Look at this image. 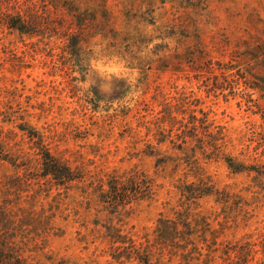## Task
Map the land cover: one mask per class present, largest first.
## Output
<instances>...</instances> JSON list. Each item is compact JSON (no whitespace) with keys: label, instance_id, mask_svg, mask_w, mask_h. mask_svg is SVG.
Returning a JSON list of instances; mask_svg holds the SVG:
<instances>
[{"label":"rangeland","instance_id":"374dc122","mask_svg":"<svg viewBox=\"0 0 264 264\" xmlns=\"http://www.w3.org/2000/svg\"><path fill=\"white\" fill-rule=\"evenodd\" d=\"M41 145L156 194L111 212L41 178ZM1 209L25 264H138L119 236L152 264H264V0H0Z\"/></svg>","mask_w":264,"mask_h":264},{"label":"trees","instance_id":"16d2710c","mask_svg":"<svg viewBox=\"0 0 264 264\" xmlns=\"http://www.w3.org/2000/svg\"><path fill=\"white\" fill-rule=\"evenodd\" d=\"M17 24L9 25V28H21L24 26L22 20H17ZM70 40L68 41V44ZM79 42L74 44L78 46ZM96 99H100L99 95L95 94ZM31 137V136H29ZM143 138V137H141ZM164 138V139H163ZM165 140V137H162ZM157 141L158 144L163 142ZM137 142L136 144H138ZM147 147L150 145H146ZM41 154V178L48 180L49 183H53L56 187L68 189L73 183L84 182L87 183V188L99 195V201L104 204L108 210L115 212L119 207H125L136 201L150 199L156 194L155 180L149 177L145 172L140 170H132L127 177L120 176L118 173L113 172L107 175L97 174V176H88L80 169H73L66 164L62 163L59 159L53 156L47 146L38 147ZM151 148V147H149ZM152 149V148H151ZM138 153H142L145 156H152V153L141 150ZM229 162V161H228ZM229 166V164H228ZM134 169V168H133ZM233 172H241V169H233ZM180 183H184L180 180ZM84 184V183H83ZM197 192V193H195ZM195 194V195H193ZM206 191L199 189V191L189 192L188 200H195L203 197ZM7 211L5 209L0 210V223H7L6 216ZM2 224V223H1ZM182 227L192 230L191 225L184 222ZM176 229H178L176 227ZM162 238V235H160ZM164 238V237H163ZM112 252L109 254L110 258L119 262H137L138 264H152L151 255L148 251L146 241L141 243L138 240H134L129 236H119L118 239L111 241ZM5 243L0 244V264H25L24 260L16 254L14 251L4 247Z\"/></svg>","mask_w":264,"mask_h":264}]
</instances>
